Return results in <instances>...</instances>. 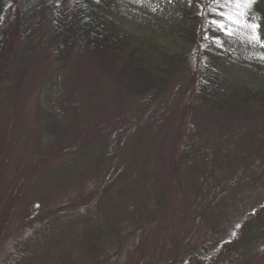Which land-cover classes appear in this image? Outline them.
Instances as JSON below:
<instances>
[{"label": "rangeland", "instance_id": "obj_1", "mask_svg": "<svg viewBox=\"0 0 264 264\" xmlns=\"http://www.w3.org/2000/svg\"><path fill=\"white\" fill-rule=\"evenodd\" d=\"M50 1L31 0L32 22L45 23ZM113 6L109 17L133 34L135 45L149 38L187 61L145 104L130 82L132 65L85 50L79 37L63 64L40 26L37 44L21 36L12 42L0 58V264L29 244L35 264L75 263L87 257L83 246L93 242L87 229L95 220L106 234L114 226L115 241L102 245L100 264H177L208 238L231 237L264 199V108H222L191 91L193 44L174 30L180 9L201 7L186 0ZM208 37L232 53L214 62L215 70L264 89V47L248 43L243 31ZM62 212L69 220L45 228ZM136 212L140 220L133 223ZM228 262L264 264V222Z\"/></svg>", "mask_w": 264, "mask_h": 264}, {"label": "trees", "instance_id": "obj_2", "mask_svg": "<svg viewBox=\"0 0 264 264\" xmlns=\"http://www.w3.org/2000/svg\"><path fill=\"white\" fill-rule=\"evenodd\" d=\"M117 1L51 0L46 7L48 11L46 21L40 25L36 20L32 22L30 19L31 0H0V58L6 54L9 46L19 36L24 42L32 40L37 44L34 33L40 26L43 31L47 30L45 44L63 64L65 52L72 48L75 39L79 37L83 41L85 50L100 55H112L132 65L130 82L143 95L142 103L150 104L154 102L158 90L166 82L167 75L180 67L182 63L184 64L187 59L184 53L169 52L149 38H143L145 41H141V45H135L133 34L120 27L108 15ZM186 1L189 2V0ZM189 3L192 6L201 7V10L196 13L191 8L180 9V21L175 25L174 34L185 44H193L194 73L191 76V91L194 92L196 99L201 103L216 104L219 107L233 110L264 108V89L252 88L223 76L215 70L213 63L231 59L232 53L224 47L213 44L209 39H205L208 35L224 36L222 32L216 31L208 23L213 18L208 7L210 0H191ZM252 13L257 16L256 22L261 25L259 30L261 39H264V0H256ZM183 24H188V26L185 27ZM196 26L197 30H195ZM40 34L37 37L39 40H41ZM202 59H204L203 62ZM10 67L9 64L5 66L1 78L8 75ZM3 93V87L0 85V99ZM120 148L118 147L116 151L112 150L110 156L118 154ZM205 165L207 179L216 177L215 171L210 166L207 167L208 163ZM152 200L154 205L158 203L157 196ZM64 212L58 215L59 219H52L46 223L45 228L55 229L65 220H69L71 215L68 216V213ZM139 220L140 216L136 212L133 223ZM95 221L94 226L87 229L88 236L90 231L94 233L93 242L90 240L83 246L87 251V257L82 256L72 264H100L102 260L99 259L98 252L105 249L103 246L114 243L115 239L109 238V235L114 232V226L110 228L107 226L111 233L106 234V227L101 228L98 224H94ZM262 222H264V199L247 210L242 217L240 227L234 231L235 235L232 234L229 238L212 236L199 245L194 252L179 260L177 264H229V257L238 251L242 243L250 237L251 230ZM42 233V235L46 234ZM53 234L54 232L51 234L49 231L50 237ZM104 235L108 236L103 239L102 244L94 243ZM31 247H33L31 244L28 247L21 246L19 250L11 253L3 264H35L38 256L31 253ZM75 252H80L79 248L74 249L73 254Z\"/></svg>", "mask_w": 264, "mask_h": 264}, {"label": "snow or ice", "instance_id": "obj_3", "mask_svg": "<svg viewBox=\"0 0 264 264\" xmlns=\"http://www.w3.org/2000/svg\"><path fill=\"white\" fill-rule=\"evenodd\" d=\"M255 3L256 0H210L208 7L213 18L208 23L216 31L223 32L228 37L243 31L248 43L264 47V39H261L259 31L261 25L256 22L257 16L252 13ZM205 39L209 37L205 36ZM212 39H215L222 47L218 38L213 37ZM259 59L264 60V56H260ZM236 227L239 228L240 225Z\"/></svg>", "mask_w": 264, "mask_h": 264}]
</instances>
